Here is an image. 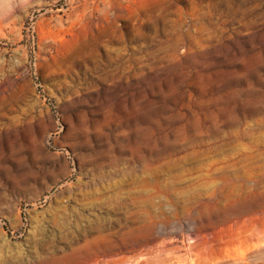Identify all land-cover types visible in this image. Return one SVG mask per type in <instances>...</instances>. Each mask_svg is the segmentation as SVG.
<instances>
[{
  "label": "rangeland",
  "instance_id": "1",
  "mask_svg": "<svg viewBox=\"0 0 264 264\" xmlns=\"http://www.w3.org/2000/svg\"><path fill=\"white\" fill-rule=\"evenodd\" d=\"M0 264H264V0H0Z\"/></svg>",
  "mask_w": 264,
  "mask_h": 264
}]
</instances>
